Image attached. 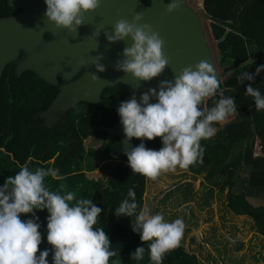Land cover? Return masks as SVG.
<instances>
[{"label":"trees","instance_id":"1","mask_svg":"<svg viewBox=\"0 0 264 264\" xmlns=\"http://www.w3.org/2000/svg\"><path fill=\"white\" fill-rule=\"evenodd\" d=\"M150 4V0H142ZM166 2L169 0H165ZM189 2V0H187ZM203 24L211 40L220 71L244 64L250 60L259 62L238 71L216 89L215 94L205 97L198 108L206 116L221 99L232 98L236 112L226 120L214 123L218 130L206 140H201L205 149L199 165L189 167L196 175L206 173L205 181L218 187L221 192L228 190V208L237 216H246L254 222L256 233L264 237V110L257 111L255 99L247 95L249 86L258 89L264 98V0H202ZM19 10L9 6L8 0H0V18L12 16ZM47 39L51 35H46ZM13 66H9L0 79V187L5 180L18 174L22 166L34 172L38 167L58 170V178L46 176L45 187L61 195L69 191L76 193L101 208L94 228H103L110 240V250L118 255L110 258L109 264H151L148 244L140 239L139 230L133 231L135 215L116 217V208L128 197V190L134 189L138 205L137 214L143 208L147 178L133 173L127 165V155L121 140L115 136L105 151L91 149L89 157L100 161L117 160L120 164L107 175L104 182L91 178L88 172L98 164L87 161L84 141L94 136L102 140L107 132L102 126H112L118 121L115 107L120 106L128 89L117 86L107 89L102 106L80 104L72 109L55 130L43 127V121L36 117L38 111L46 110L58 94V89L39 80L33 73H27L21 80L16 79ZM250 74L251 80L244 77ZM200 117L199 119H203ZM136 147L144 143L147 149L159 150L162 139L141 140L134 138ZM221 178V181H218ZM10 190V189H9ZM247 198L263 201L253 206ZM74 204L70 202V206ZM39 217L38 231L42 242L40 252L49 250L48 264H53L52 246L47 243V209L34 210ZM22 221L32 219V214H21ZM242 250V244H236ZM138 247L145 249L142 260H133L131 253ZM264 264V251L260 256ZM163 264H201L195 255L185 252L182 246L166 253Z\"/></svg>","mask_w":264,"mask_h":264},{"label":"clouds","instance_id":"2","mask_svg":"<svg viewBox=\"0 0 264 264\" xmlns=\"http://www.w3.org/2000/svg\"><path fill=\"white\" fill-rule=\"evenodd\" d=\"M45 3L49 22L58 29L74 33L84 24L85 14L100 6V0H45ZM182 3L183 0H174L168 3L166 11L178 10ZM142 19V13H135L131 22L117 20L114 34L108 35L107 39L115 42L130 36L132 46L124 49V56L128 59L117 62L116 68L131 73L134 79L149 81L160 75L169 61L163 53L164 40L151 25L140 23ZM100 31L102 28L98 27L92 35L98 36ZM93 63L98 71L105 70L104 65L97 61ZM196 69L183 68L174 85L162 82L158 93L150 89L157 98L156 103H149L148 94L142 95V104L134 97L120 103L118 114L128 140L151 141L160 137L163 143L161 149L152 150L142 142L125 153L127 165L133 173L155 181L161 174L174 172L177 167L188 169L198 159L202 160L205 149L200 141L216 134L217 128L213 124L223 122L236 112L234 100L227 98L221 99L204 115L198 105L205 97L215 94L219 82L208 62L201 60ZM261 70H264V65L257 68V73ZM243 75L249 80L253 78L248 73ZM91 79L95 82L98 77L91 75ZM246 92L255 99L256 110H264L260 91L249 86ZM202 116L204 118L199 119ZM57 173L58 170L51 167H38L32 172L27 166H22L18 174L7 178L0 187V264H48L49 250L37 256L42 239L38 231L39 217L34 210L43 209L50 214L47 218V243L54 252L53 264H109L110 258L118 255V251L110 250V240L103 228H94L101 208L95 206L91 199H77L72 191L61 195L45 187V177L58 178ZM135 196L134 189L130 188L128 197L132 202L125 198L116 208L115 215L117 218L135 215L133 231L139 230L141 241H151L148 244L151 264H163L165 254L180 244L184 221L177 218L173 222H165L162 213L150 215L147 206L137 214ZM29 213L33 218L22 221L21 214ZM144 253L145 249L138 247L131 253V258L142 260Z\"/></svg>","mask_w":264,"mask_h":264},{"label":"water","instance_id":"3","mask_svg":"<svg viewBox=\"0 0 264 264\" xmlns=\"http://www.w3.org/2000/svg\"><path fill=\"white\" fill-rule=\"evenodd\" d=\"M8 1L10 7L20 10V13L0 18V79L8 66L17 63L16 79L21 80L25 74L33 73L39 80L59 90L51 105L36 113V117L43 121V127L49 131L55 130L80 104L102 106L104 92L119 85L128 89L123 102L134 97L142 104V95L148 94L149 103H156L157 98L150 89L158 93L165 81L174 85L183 68L191 67L196 71V64L201 60L213 66L218 88L238 71L259 62L256 58L221 72L203 17L187 0H183L182 6L171 13L166 9L174 0H150L149 5L142 0H100V6L85 14L84 24L75 33L58 29L49 22L45 15V0ZM135 13H142L140 23L151 25L164 40L163 53L169 61L162 73L149 81L134 79L131 73L116 68L117 62L128 59L124 56V49L132 46L131 37L115 42L107 39L108 35L114 34L117 20L131 22ZM98 27L102 31L93 36ZM47 34L52 38L47 39ZM23 54L25 57L21 59ZM93 61L104 65L105 70L98 71ZM79 74L81 77L74 80ZM91 75L98 80L94 82ZM60 78L65 83L63 86H60ZM118 108H115L117 114ZM99 128L107 132L102 151L115 136L120 138L125 153L136 147L134 138H126L119 114L114 125Z\"/></svg>","mask_w":264,"mask_h":264},{"label":"rangeland","instance_id":"4","mask_svg":"<svg viewBox=\"0 0 264 264\" xmlns=\"http://www.w3.org/2000/svg\"><path fill=\"white\" fill-rule=\"evenodd\" d=\"M189 4L204 17L202 0H189ZM210 44L213 50L211 40ZM213 53L217 57L214 50ZM84 144L88 156L86 166L93 161L98 164V168L87 173L88 176L105 182L108 173L120 162L89 157L91 149L102 146L99 138L89 137ZM197 166L194 163L191 167ZM205 176L206 173L196 175L177 167L174 172L161 174L155 181L147 179L143 207H148L150 215L162 213L165 222L182 219L185 229L179 245L188 254L195 255L201 264H262L264 237L256 233L252 219L237 216L229 210L228 190L221 192L218 187L208 184ZM239 243L242 250L238 252L235 245Z\"/></svg>","mask_w":264,"mask_h":264},{"label":"flooded vegetation","instance_id":"5","mask_svg":"<svg viewBox=\"0 0 264 264\" xmlns=\"http://www.w3.org/2000/svg\"><path fill=\"white\" fill-rule=\"evenodd\" d=\"M8 2H9V1H8ZM9 6H10V5H9ZM15 10H16V9H15ZM17 13H20V10H19ZM17 13H14V14H17ZM14 14H13V15H14ZM51 38H52V36H51ZM51 38H50V39H51ZM24 57H25V56H24V54H23L22 57H21V59H23ZM11 65L13 66V68H15V69H13V72H14V75H15V77H16L17 74H15V73H16L17 65H18V64L15 63V64H11ZM11 65H10V66H11ZM8 67H9V66H8ZM8 67H7V68H8ZM80 77H81V74L77 75V77H76L74 80H78ZM64 84H65V83H64V82L61 80V78H60V86H63ZM58 93H59V90H58ZM57 95H58V94H57ZM57 95H56V96H57ZM55 98H56V97H55ZM95 138H98V137H95ZM99 139H100V138H99ZM101 141H102V145H103V144H104V140L101 139Z\"/></svg>","mask_w":264,"mask_h":264},{"label":"crops","instance_id":"6","mask_svg":"<svg viewBox=\"0 0 264 264\" xmlns=\"http://www.w3.org/2000/svg\"><path fill=\"white\" fill-rule=\"evenodd\" d=\"M248 202L252 204L253 206H260L262 205L260 203V200L258 198H247Z\"/></svg>","mask_w":264,"mask_h":264}]
</instances>
